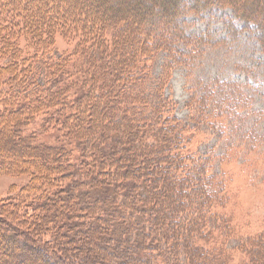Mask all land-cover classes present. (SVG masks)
<instances>
[{
  "label": "trees",
  "instance_id": "1",
  "mask_svg": "<svg viewBox=\"0 0 264 264\" xmlns=\"http://www.w3.org/2000/svg\"><path fill=\"white\" fill-rule=\"evenodd\" d=\"M133 1L0 0V175L28 178L0 197V264H264V220L238 230L234 174L213 171L165 94L207 40L187 11L230 7L235 37L264 51V0Z\"/></svg>",
  "mask_w": 264,
  "mask_h": 264
},
{
  "label": "rangeland",
  "instance_id": "2",
  "mask_svg": "<svg viewBox=\"0 0 264 264\" xmlns=\"http://www.w3.org/2000/svg\"><path fill=\"white\" fill-rule=\"evenodd\" d=\"M233 14L230 7L219 6L184 14L181 25L186 32L203 35L208 41L200 43L194 56L173 63L165 94L175 104V115L193 130L196 151L213 158V171L234 174L236 196L230 206L235 207L238 230L246 234L261 228L264 220V51L247 29L235 37L228 23ZM57 47L60 51L71 49L61 37H57ZM169 62L167 52L157 53L153 82L164 75ZM213 113H217V123L211 118ZM230 146L240 150L235 163L223 161ZM27 181L26 176L0 175V197L14 193L13 186L17 190ZM218 211L222 213V209ZM219 220L211 218L212 226H218ZM0 236L3 239L5 235ZM233 238L229 248L240 244L241 239ZM241 258L238 254L231 264H239ZM180 264L187 263L181 260Z\"/></svg>",
  "mask_w": 264,
  "mask_h": 264
}]
</instances>
